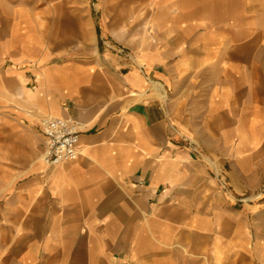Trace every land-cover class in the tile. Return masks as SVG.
I'll return each mask as SVG.
<instances>
[{
	"label": "crops",
	"instance_id": "crops-1",
	"mask_svg": "<svg viewBox=\"0 0 264 264\" xmlns=\"http://www.w3.org/2000/svg\"><path fill=\"white\" fill-rule=\"evenodd\" d=\"M124 1L76 55L0 6V126H84L0 161V264H264V0Z\"/></svg>",
	"mask_w": 264,
	"mask_h": 264
},
{
	"label": "rangeland",
	"instance_id": "rangeland-1",
	"mask_svg": "<svg viewBox=\"0 0 264 264\" xmlns=\"http://www.w3.org/2000/svg\"><path fill=\"white\" fill-rule=\"evenodd\" d=\"M96 2L97 0H0V6L18 7V11L25 12L27 17L24 16L31 21L33 27L35 26V28L40 30L44 38L52 42L61 38L68 40L70 45L64 51L69 52L71 55H76L78 49L85 54H91V49L100 51L103 47L101 38L106 41L101 29L102 16L105 13H109L108 15L112 16L118 13L123 5H127L124 0H107L98 7ZM5 15L0 14V20L6 18ZM91 22L95 25L97 24L100 29L101 37L94 40V42H91L90 39H83L84 34L87 33L85 23L91 25ZM81 40L89 42V46L83 47V44L79 42ZM95 54L97 53L95 52ZM79 55L83 54L80 53ZM23 66L27 68L28 64H23ZM2 67L3 63H0V71ZM39 118L36 119V123L40 126ZM31 131L35 132V130ZM25 133L31 138V141H13L14 131L8 126H0V152H5L0 155V161L6 164L12 163L13 160L9 158L7 152L13 151L18 152V155H21L27 161H33L35 157L43 160L45 148L42 135L38 136L39 133L35 132L36 136H33L30 130ZM7 168L0 167V188L5 187L0 189V199H4L3 197L7 193V191H4L6 189L5 183H7ZM1 224L2 222L0 221Z\"/></svg>",
	"mask_w": 264,
	"mask_h": 264
},
{
	"label": "built area",
	"instance_id": "built-area-1",
	"mask_svg": "<svg viewBox=\"0 0 264 264\" xmlns=\"http://www.w3.org/2000/svg\"><path fill=\"white\" fill-rule=\"evenodd\" d=\"M39 121L45 148L44 162L57 165L75 160L83 124L76 118L49 115L43 116Z\"/></svg>",
	"mask_w": 264,
	"mask_h": 264
},
{
	"label": "bare ground",
	"instance_id": "bare-ground-1",
	"mask_svg": "<svg viewBox=\"0 0 264 264\" xmlns=\"http://www.w3.org/2000/svg\"><path fill=\"white\" fill-rule=\"evenodd\" d=\"M82 128H84V126Z\"/></svg>",
	"mask_w": 264,
	"mask_h": 264
}]
</instances>
